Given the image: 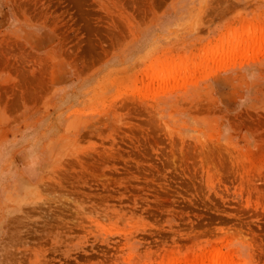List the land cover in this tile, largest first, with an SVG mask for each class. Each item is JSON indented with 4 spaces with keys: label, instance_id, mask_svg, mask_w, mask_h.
Wrapping results in <instances>:
<instances>
[{
    "label": "rangeland",
    "instance_id": "rangeland-1",
    "mask_svg": "<svg viewBox=\"0 0 264 264\" xmlns=\"http://www.w3.org/2000/svg\"><path fill=\"white\" fill-rule=\"evenodd\" d=\"M129 1L0 0V264H264V47L112 66Z\"/></svg>",
    "mask_w": 264,
    "mask_h": 264
},
{
    "label": "crops",
    "instance_id": "crops-1",
    "mask_svg": "<svg viewBox=\"0 0 264 264\" xmlns=\"http://www.w3.org/2000/svg\"><path fill=\"white\" fill-rule=\"evenodd\" d=\"M132 4L133 0L127 2ZM120 12L112 48V66L134 65L208 78L246 64L244 47H264V35L246 27H264V17L243 0H140ZM192 81V80H188Z\"/></svg>",
    "mask_w": 264,
    "mask_h": 264
},
{
    "label": "bare ground",
    "instance_id": "bare-ground-1",
    "mask_svg": "<svg viewBox=\"0 0 264 264\" xmlns=\"http://www.w3.org/2000/svg\"><path fill=\"white\" fill-rule=\"evenodd\" d=\"M229 234V233H228ZM229 258H231V257H229ZM227 261V260H226Z\"/></svg>",
    "mask_w": 264,
    "mask_h": 264
}]
</instances>
